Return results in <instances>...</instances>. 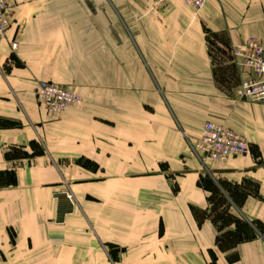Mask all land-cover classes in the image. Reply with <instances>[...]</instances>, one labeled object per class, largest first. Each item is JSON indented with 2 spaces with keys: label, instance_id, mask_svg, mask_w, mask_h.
I'll return each mask as SVG.
<instances>
[{
  "label": "crops",
  "instance_id": "obj_1",
  "mask_svg": "<svg viewBox=\"0 0 264 264\" xmlns=\"http://www.w3.org/2000/svg\"><path fill=\"white\" fill-rule=\"evenodd\" d=\"M12 5L0 43V264H264V236L223 246L236 227L219 231L199 186L205 170L231 215L264 227V104L235 96L246 73L234 58L264 45V0ZM41 81L82 105L50 118ZM207 122L250 153L205 165L191 144Z\"/></svg>",
  "mask_w": 264,
  "mask_h": 264
},
{
  "label": "built area",
  "instance_id": "obj_2",
  "mask_svg": "<svg viewBox=\"0 0 264 264\" xmlns=\"http://www.w3.org/2000/svg\"><path fill=\"white\" fill-rule=\"evenodd\" d=\"M186 5L199 11L206 0H183ZM14 22L12 0H0V43L7 39ZM18 41H13L11 48L16 51ZM234 58L245 73L235 90V96L242 101L264 104V45L250 40L234 49ZM39 107L50 117L58 118L71 107L82 105L80 95L72 90L49 81H41L35 89ZM192 150L201 161L226 163L233 158L245 157L250 153L249 142L239 133L219 124L207 122L202 134L192 141ZM67 200L75 206L73 193H66Z\"/></svg>",
  "mask_w": 264,
  "mask_h": 264
},
{
  "label": "rangeland",
  "instance_id": "obj_3",
  "mask_svg": "<svg viewBox=\"0 0 264 264\" xmlns=\"http://www.w3.org/2000/svg\"><path fill=\"white\" fill-rule=\"evenodd\" d=\"M42 151V147L40 144L36 145L35 147V152L39 153ZM17 152H14L13 155H17ZM203 163H206L208 165L212 164V162L210 161H204ZM13 173V172H11ZM11 173H7L8 175H10ZM9 179V177H8ZM10 180V179H9ZM8 182V180H7ZM6 183V181H1L0 184ZM222 190V188L224 187L223 183L221 181H218L216 184L212 183L210 176L205 172V170H203V176H201V180L199 182V186H201L202 188H208L209 192H210V200H211V216H213V220H215V222L217 223V228L220 229L221 232H223L225 230L226 227H229L231 225V220L228 217L229 214V207H230V203L228 202L227 198H224L220 192L216 189V186ZM199 218L203 219L205 218V213H199ZM239 219V218H236ZM262 230L264 231V228H262ZM229 231L224 232L223 234H221V239H226L223 240V246L226 247V245H224L225 243L227 244V246L229 245V243H236L237 241L240 240V238L238 239L239 236H233L231 234H229ZM234 233V232H233ZM253 236L252 233L247 234L246 238H249ZM228 241V242H227ZM230 241V242H229Z\"/></svg>",
  "mask_w": 264,
  "mask_h": 264
},
{
  "label": "trees",
  "instance_id": "obj_4",
  "mask_svg": "<svg viewBox=\"0 0 264 264\" xmlns=\"http://www.w3.org/2000/svg\"><path fill=\"white\" fill-rule=\"evenodd\" d=\"M7 174V173H6ZM8 175V174H7ZM1 182V180H0ZM215 184V183H214ZM1 185V184H0ZM216 186V189L220 192V194L224 197L223 193L221 192V190ZM225 198V197H224ZM228 217L231 220V224H234L235 227H236V230L234 233H229L233 236H239L238 239L240 238V241L242 240H247L249 238H246L244 236H246L247 234L249 233H252L253 236H255L256 234L258 235H261V236H264V231L262 230V228H264L263 226L261 225H257V226H254L253 224H250L249 222H247L246 220L242 219H236L233 215H231L230 213L228 214ZM213 223L215 224V226L217 227V223L215 222V220H213ZM219 229V228H218ZM220 231V229H219Z\"/></svg>",
  "mask_w": 264,
  "mask_h": 264
}]
</instances>
